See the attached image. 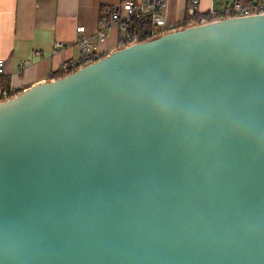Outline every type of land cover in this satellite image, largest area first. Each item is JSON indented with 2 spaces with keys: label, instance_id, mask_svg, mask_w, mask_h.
<instances>
[{
  "label": "water",
  "instance_id": "water-1",
  "mask_svg": "<svg viewBox=\"0 0 264 264\" xmlns=\"http://www.w3.org/2000/svg\"><path fill=\"white\" fill-rule=\"evenodd\" d=\"M0 264H264V14L0 102Z\"/></svg>",
  "mask_w": 264,
  "mask_h": 264
},
{
  "label": "crops",
  "instance_id": "crops-1",
  "mask_svg": "<svg viewBox=\"0 0 264 264\" xmlns=\"http://www.w3.org/2000/svg\"><path fill=\"white\" fill-rule=\"evenodd\" d=\"M258 0H199L198 15L212 9L220 11L235 2ZM121 0H0V61L5 64L10 90L18 94L40 84L54 81L62 63L79 56L74 44L65 52L55 53L56 40L73 44L77 26L93 34L111 8ZM188 0H171L166 9L169 25L190 22ZM194 24V23H193ZM104 51H117V34H110ZM24 68L21 70V68Z\"/></svg>",
  "mask_w": 264,
  "mask_h": 264
},
{
  "label": "built area",
  "instance_id": "built-area-1",
  "mask_svg": "<svg viewBox=\"0 0 264 264\" xmlns=\"http://www.w3.org/2000/svg\"><path fill=\"white\" fill-rule=\"evenodd\" d=\"M171 0H121L120 4L111 8L107 18L99 24L93 34H88L85 26H77L75 29L76 39L73 44L56 40L53 46L54 52H65L76 45L79 49V56L76 59L65 61L61 64L57 74L70 75L77 70L93 64L100 60L105 54L104 46L110 34H117V50H121L135 44L147 43L165 34L181 30L185 22L169 25L166 20V9ZM188 12L190 19L195 22L197 16L202 24L211 21L222 20L223 18H238L252 15L264 14V0L242 3L235 2L226 8L208 14L198 15L199 0H188ZM5 64L0 61V77L4 75ZM22 67V66H21ZM24 66L21 68V70ZM13 90L0 92V102L16 96Z\"/></svg>",
  "mask_w": 264,
  "mask_h": 264
},
{
  "label": "trees",
  "instance_id": "trees-1",
  "mask_svg": "<svg viewBox=\"0 0 264 264\" xmlns=\"http://www.w3.org/2000/svg\"><path fill=\"white\" fill-rule=\"evenodd\" d=\"M244 3V2H243ZM246 4V2H245ZM223 19H227V17L223 18ZM207 22H211V19L209 17L206 18ZM193 24V23H192ZM194 24H202L201 20H200V17L197 16L195 18V22ZM191 25L190 22H185V25L182 27V29H185V28H188L189 26ZM108 55L104 54L100 59L106 57ZM67 76V74H56L54 77H53V80H58L60 78H63ZM2 91H10V85H9V77H4V76H1L0 77V92ZM17 95V94H16Z\"/></svg>",
  "mask_w": 264,
  "mask_h": 264
},
{
  "label": "rangeland",
  "instance_id": "rangeland-1",
  "mask_svg": "<svg viewBox=\"0 0 264 264\" xmlns=\"http://www.w3.org/2000/svg\"><path fill=\"white\" fill-rule=\"evenodd\" d=\"M196 25H198V24H191L189 27H191V26H196ZM182 30V29H181Z\"/></svg>",
  "mask_w": 264,
  "mask_h": 264
}]
</instances>
